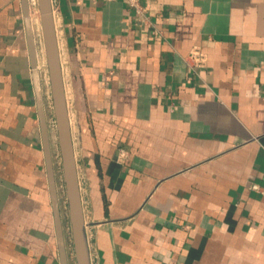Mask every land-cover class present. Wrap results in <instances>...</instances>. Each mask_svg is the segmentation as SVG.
Returning a JSON list of instances; mask_svg holds the SVG:
<instances>
[{
  "label": "crops",
  "instance_id": "crops-1",
  "mask_svg": "<svg viewBox=\"0 0 264 264\" xmlns=\"http://www.w3.org/2000/svg\"><path fill=\"white\" fill-rule=\"evenodd\" d=\"M142 2L157 36L126 0H52L91 264H264V0ZM33 71L0 0V264H61Z\"/></svg>",
  "mask_w": 264,
  "mask_h": 264
},
{
  "label": "water",
  "instance_id": "water-1",
  "mask_svg": "<svg viewBox=\"0 0 264 264\" xmlns=\"http://www.w3.org/2000/svg\"><path fill=\"white\" fill-rule=\"evenodd\" d=\"M22 6L26 23L30 55L32 59V67L34 69L33 75L40 116L43 149L46 158L48 180L55 217L60 262L61 264H70L66 234L62 219L57 176L55 172L54 156L51 145L50 126L46 116L41 74L37 68V44L29 0H22ZM39 9L76 264H91L84 208L80 191L77 160L74 151L52 0H39Z\"/></svg>",
  "mask_w": 264,
  "mask_h": 264
},
{
  "label": "built area",
  "instance_id": "built-area-1",
  "mask_svg": "<svg viewBox=\"0 0 264 264\" xmlns=\"http://www.w3.org/2000/svg\"><path fill=\"white\" fill-rule=\"evenodd\" d=\"M126 1L128 2L129 6L134 10L136 23L140 26H142V25L149 26L151 29V32L155 36L159 35L160 30L153 28V23L150 19L148 10H147L146 6L143 4L142 0H126ZM29 5H30V10H31V16H33L32 22L34 25V32L39 37H41L43 35H42V27H41V22H40L41 20H40L39 0H29ZM198 54H199V52L194 50L191 52V57L195 58ZM39 69L44 74V78H45V81L47 83V88L51 93L47 63L45 62L44 64L40 65ZM51 98H52V96H51ZM52 105H53V103H52ZM54 125H55V122H54ZM55 127H56V125H55ZM253 187L258 188L257 185H254Z\"/></svg>",
  "mask_w": 264,
  "mask_h": 264
},
{
  "label": "rangeland",
  "instance_id": "rangeland-1",
  "mask_svg": "<svg viewBox=\"0 0 264 264\" xmlns=\"http://www.w3.org/2000/svg\"><path fill=\"white\" fill-rule=\"evenodd\" d=\"M40 20H41V16H40ZM41 22V21H40ZM56 134H57V132H56ZM65 195L63 196V199L62 200H65ZM67 199V198H66ZM68 203V202H67Z\"/></svg>",
  "mask_w": 264,
  "mask_h": 264
},
{
  "label": "bare ground",
  "instance_id": "bare-ground-1",
  "mask_svg": "<svg viewBox=\"0 0 264 264\" xmlns=\"http://www.w3.org/2000/svg\"><path fill=\"white\" fill-rule=\"evenodd\" d=\"M32 18H33V16H32Z\"/></svg>",
  "mask_w": 264,
  "mask_h": 264
}]
</instances>
